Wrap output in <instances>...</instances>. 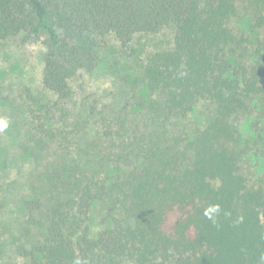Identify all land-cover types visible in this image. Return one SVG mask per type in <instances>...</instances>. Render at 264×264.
Here are the masks:
<instances>
[{
	"label": "trees",
	"instance_id": "16d2710c",
	"mask_svg": "<svg viewBox=\"0 0 264 264\" xmlns=\"http://www.w3.org/2000/svg\"><path fill=\"white\" fill-rule=\"evenodd\" d=\"M242 10L254 37L232 25ZM164 29L121 110L81 111L72 83L112 41L134 53ZM10 41L39 46L54 98L28 106V171L0 184V264H264V181L239 128L264 120V0H0Z\"/></svg>",
	"mask_w": 264,
	"mask_h": 264
},
{
	"label": "rangeland",
	"instance_id": "374dc122",
	"mask_svg": "<svg viewBox=\"0 0 264 264\" xmlns=\"http://www.w3.org/2000/svg\"><path fill=\"white\" fill-rule=\"evenodd\" d=\"M251 19L245 10L241 18L232 22L236 27L250 37L255 33L250 28ZM172 33L164 29L154 39L143 38L136 44L135 52L118 51L119 45L111 42L106 52L107 60L91 73H80L73 81L74 100L81 111L88 112L93 107L97 111L121 110L125 102L133 95L134 78L146 56L161 45L168 46ZM42 60L37 44L22 45L10 41L0 48V120L7 122V128L0 131V184L3 186L14 178L23 179L28 171V165L21 160V144L28 130L30 121H35L28 114V106L35 101L46 102L54 98L47 92L41 82ZM38 105H34L37 108ZM207 115L202 108L197 107L192 114L182 122L188 130L205 127ZM242 142L248 145L250 157L248 168L255 170L264 181V120L255 116L239 121ZM20 159L17 164L16 159ZM20 169L22 174H17ZM0 203H4L0 192ZM8 208L7 203L3 207ZM5 209V208H4ZM0 208L3 217L9 214ZM14 210L10 208L8 211ZM16 215V212H14ZM16 261H12L15 264Z\"/></svg>",
	"mask_w": 264,
	"mask_h": 264
},
{
	"label": "clouds",
	"instance_id": "9594fccd",
	"mask_svg": "<svg viewBox=\"0 0 264 264\" xmlns=\"http://www.w3.org/2000/svg\"><path fill=\"white\" fill-rule=\"evenodd\" d=\"M7 122L0 120V131H2L3 129L7 128Z\"/></svg>",
	"mask_w": 264,
	"mask_h": 264
}]
</instances>
